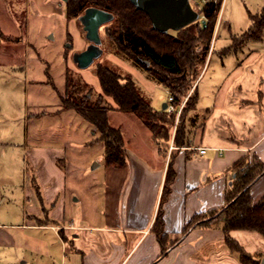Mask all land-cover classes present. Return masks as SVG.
<instances>
[{
	"label": "crops",
	"instance_id": "obj_1",
	"mask_svg": "<svg viewBox=\"0 0 264 264\" xmlns=\"http://www.w3.org/2000/svg\"><path fill=\"white\" fill-rule=\"evenodd\" d=\"M250 41L219 50L215 70L224 76L212 77L210 97L202 100L204 113L194 108L202 120L197 132L194 119L187 145L166 150L152 131L139 128L133 143L126 141L123 166L105 164L99 131L74 109H63L58 91L47 82L53 75L58 88L66 87L65 51H42L49 65L29 50L22 68L36 83L34 91H51L55 97L49 106L37 102L33 113L24 149L31 174L24 177L22 208L0 226V264H242L226 243L222 221L188 231L185 225L196 214L225 205L234 162L247 154L264 161V45ZM208 64L195 92L202 91ZM141 140L149 141L145 149ZM169 173L170 191L163 200ZM251 193L255 202L264 197V174ZM161 210L164 255L154 230ZM254 231L235 229L230 235L262 264L264 252L254 248Z\"/></svg>",
	"mask_w": 264,
	"mask_h": 264
},
{
	"label": "trees",
	"instance_id": "obj_2",
	"mask_svg": "<svg viewBox=\"0 0 264 264\" xmlns=\"http://www.w3.org/2000/svg\"><path fill=\"white\" fill-rule=\"evenodd\" d=\"M90 7H98L113 14L105 24L108 49L143 68L174 95L176 102L189 91L199 77L212 46L220 5L208 4L204 8L207 19L198 18L179 30L161 32L153 27L149 15L136 8L131 0H66V17L77 18ZM264 34V7L252 15L250 28L240 36H234L236 44L249 40H260ZM69 45V44H68ZM48 72V71H47ZM102 94L94 102L84 91L72 84L71 71L67 69L65 95L61 96L63 109H74L100 133L104 143V161L107 166L126 164V140L120 126L112 124L109 111L136 113L152 131L155 140L170 137L169 127L174 115L166 110H157L141 93L138 84L130 77L123 76L108 63H99L96 69ZM51 82V81H49ZM56 89V86L52 83ZM195 92V91H194ZM76 96V97H75ZM103 96L113 99L114 105L105 104ZM185 110L195 108L197 96L190 95ZM190 127L181 124L174 137L177 145L189 143ZM234 174L232 184L226 191V202L219 209L196 214L185 225L188 231L194 225L208 226L223 222L227 245L239 254L242 264H260L253 256L231 237L235 229L255 230L264 236V197L255 202L251 193L252 184L264 174V161L257 155L241 157L231 167ZM170 172V171H169ZM168 181L162 199L170 191ZM154 230L162 245V254L167 253V233L164 229L162 210L156 218Z\"/></svg>",
	"mask_w": 264,
	"mask_h": 264
},
{
	"label": "rangeland",
	"instance_id": "obj_3",
	"mask_svg": "<svg viewBox=\"0 0 264 264\" xmlns=\"http://www.w3.org/2000/svg\"><path fill=\"white\" fill-rule=\"evenodd\" d=\"M263 7L264 0H225L220 15L218 14L221 24L219 22L220 25L212 41L210 55L207 59L210 64L207 65L208 70H206L201 83L202 91L194 92L196 88L194 82L192 88L184 96H181L178 103L182 102L183 106L179 113L173 114V125L169 127V139L158 141L164 149H170L169 142L176 144L174 140L172 141L173 131L177 130L181 124L193 130V121L196 119L195 125L198 127L195 130L198 132L201 116L196 114L194 108L185 110L190 101V95L195 93L198 96L199 94L197 97L199 101L196 102L195 109L198 113H204L202 100L210 97L208 92L212 84V77L218 72L215 70V65L221 58L219 50L225 49L226 46H229V49L232 47L237 49L238 44L234 42L233 37L240 36L247 31L252 24V15L259 13ZM65 10L66 0H0V107L2 108L0 110V226L5 222H10L9 220L14 217L11 213L18 211L23 206L24 177L27 179V176L31 174V167H27L26 170L24 162V149L27 145L25 138L28 137L30 128L34 124L33 113L38 107L37 102H41L40 104L43 106H49V102L53 101L55 97L51 91L40 93L41 95L34 91L36 83L34 80L30 81L28 71L24 72L22 68L25 66V60L26 63L28 62L27 52L29 50L35 49L38 57L42 61L48 62L49 65V55L42 51L46 49L64 50L65 59L68 60L70 66L68 69L73 78L72 84L80 89L86 87L84 91H77L79 94L90 89L87 95L91 96L92 102L102 94L100 80L96 72L99 63H108L123 76L132 78L155 109L163 110V104L168 101L170 92L164 85L151 77L146 70L134 64L133 61L108 49L105 24L110 21L99 29V46L103 50L102 54L96 57L89 66L81 67L74 57L77 53L85 50L90 41L86 37L79 17L67 19ZM251 43L264 45V35L262 40H251L249 44ZM2 49L5 51L4 53ZM230 67L232 66L229 65L228 68ZM225 69L226 65L223 70ZM36 73L39 74L38 71ZM216 76L223 77L224 71H219ZM55 77L58 79L57 76ZM47 82L51 86L52 83L55 85L53 75L48 76ZM65 88L61 84L59 88L56 86L60 98L65 95ZM103 98L107 101L105 104L114 105L112 98L107 96H103ZM109 115L112 124L122 128L127 144L133 143L131 138L135 130L139 128H143V131L150 130L139 114L124 113L113 109L109 111ZM140 144L145 149V145H149V141L141 140ZM9 215L11 216L9 217ZM253 233L257 237L254 248L259 252H264V236L257 231ZM240 234L241 232H236V237L239 239L242 238ZM249 248L251 247L249 246Z\"/></svg>",
	"mask_w": 264,
	"mask_h": 264
},
{
	"label": "water",
	"instance_id": "obj_4",
	"mask_svg": "<svg viewBox=\"0 0 264 264\" xmlns=\"http://www.w3.org/2000/svg\"><path fill=\"white\" fill-rule=\"evenodd\" d=\"M131 2L136 8L146 12L153 27L161 32L179 30L199 18V13L191 7L189 0H131ZM79 19L91 43L85 50L77 53L74 59L81 67H87L103 52L99 46V29L113 19V14L98 7H90ZM166 106L167 103H164L163 110Z\"/></svg>",
	"mask_w": 264,
	"mask_h": 264
},
{
	"label": "built area",
	"instance_id": "obj_5",
	"mask_svg": "<svg viewBox=\"0 0 264 264\" xmlns=\"http://www.w3.org/2000/svg\"><path fill=\"white\" fill-rule=\"evenodd\" d=\"M191 7L196 10L199 13V17L202 19H207L204 8L208 4H215V5H220V10H219V15L220 12L224 6L225 0H189ZM183 103L181 102L178 103L176 102L174 95L172 93H169L168 101H167V106H166V111L171 114H176L179 113L182 109ZM176 134V130L174 129L173 131V137L172 141L174 140ZM175 142V140H174ZM173 147H176V144L174 145L173 142L171 143V149ZM206 151L205 148H200V152L204 153Z\"/></svg>",
	"mask_w": 264,
	"mask_h": 264
},
{
	"label": "flooded vegetation",
	"instance_id": "obj_6",
	"mask_svg": "<svg viewBox=\"0 0 264 264\" xmlns=\"http://www.w3.org/2000/svg\"><path fill=\"white\" fill-rule=\"evenodd\" d=\"M85 11H86V10H85ZM85 11H84L82 14H84V13H85ZM82 14H81V15H82ZM81 15H80V16H81ZM103 25H104V24H103ZM82 27H83V26H82ZM83 29H84V28H83ZM90 43H91V42H90ZM90 43H89V44H90ZM88 46H89V45H88ZM88 46H87V47H88Z\"/></svg>",
	"mask_w": 264,
	"mask_h": 264
}]
</instances>
